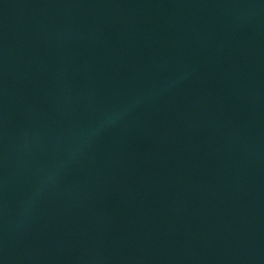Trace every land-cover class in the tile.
<instances>
[{"label":"water","instance_id":"1","mask_svg":"<svg viewBox=\"0 0 264 264\" xmlns=\"http://www.w3.org/2000/svg\"><path fill=\"white\" fill-rule=\"evenodd\" d=\"M0 264H264V0H0Z\"/></svg>","mask_w":264,"mask_h":264}]
</instances>
